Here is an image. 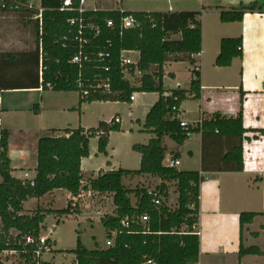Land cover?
Listing matches in <instances>:
<instances>
[{
	"label": "trees",
	"instance_id": "trees-1",
	"mask_svg": "<svg viewBox=\"0 0 264 264\" xmlns=\"http://www.w3.org/2000/svg\"><path fill=\"white\" fill-rule=\"evenodd\" d=\"M63 1L41 0L43 26L40 27L39 20L33 19L39 15V9L28 8L29 0H17L20 7L14 12L34 22V48L23 52H0V94L41 87L43 91L57 93L77 92L80 110L87 103H130L135 93H156L160 98L149 112L144 126L153 138L146 145L133 146V151L141 155L139 170L102 172L97 178L88 179L85 185L81 166L82 160L89 157L90 140L98 138V152L105 154L110 134L121 131L116 118L87 131L83 128L50 130L48 135L39 139L38 166L33 181L12 176L10 132L1 130L0 264H48L37 258L47 215L78 214L79 204L72 199L62 211L38 208L25 215L24 203L56 190H65L73 198L88 190L114 195L117 215L101 219L107 239L113 232L117 233L114 245L89 250L78 240L77 248L69 252L76 256V264H145L148 260L156 264H199L200 186L209 173L243 172V142L248 132L243 126L242 109L236 118L214 114L195 127H182L176 118L180 115L182 103L191 96L195 100L201 97L199 70L191 71L198 79L193 78L190 91L176 89L165 96L164 67L168 62H188L192 68L196 67L193 56L202 52V13L125 12L121 15L117 11L97 10L80 14V0H72V11L62 12ZM247 13L263 14V5L255 2L222 10L220 20L222 23L241 22ZM122 16L133 17L136 26L122 29ZM72 20L76 21L74 25L70 24ZM108 21H113V28L107 27ZM242 49V38L223 39L216 67H230L234 59L243 56ZM122 51L140 54L138 64L128 67L130 75L136 71L142 75L138 87L126 78L121 65ZM80 53L82 63L73 64V59ZM153 68L154 72H151ZM243 101L244 95L241 104ZM33 112L38 114V105L34 106ZM194 134L202 136L201 170L182 172L176 167L165 166L167 149L164 138L169 137L178 146H183ZM178 157V154L173 155L175 160ZM145 175L161 180L156 187V192L164 199L160 206L153 204V197L148 195L149 188L131 190L123 185L124 178ZM171 184L176 185L178 193V208L174 211L166 204ZM132 195L137 198L136 206L132 205ZM143 215L150 216L147 233L140 223L129 228L122 225L125 218L132 220ZM257 215L247 212L240 215L241 233ZM28 239L33 242L28 243ZM247 255L263 253L258 247L246 248L241 241L239 257ZM16 256L18 263L9 260V257Z\"/></svg>",
	"mask_w": 264,
	"mask_h": 264
},
{
	"label": "crops",
	"instance_id": "crops-1",
	"mask_svg": "<svg viewBox=\"0 0 264 264\" xmlns=\"http://www.w3.org/2000/svg\"><path fill=\"white\" fill-rule=\"evenodd\" d=\"M29 2L33 5L31 0ZM255 2L263 5L264 8V0H121L120 8L118 7L129 13L201 12L202 52L194 57L200 73L201 97L199 100H195L191 96L182 103L180 107L181 119L184 123L195 127L201 120L211 118L214 114L236 118L241 109L243 111V126L248 131L243 142V172L209 173L200 186L197 224L200 239L199 264H264V133H256V131H264V13H247L243 20L237 23H222L220 20L222 10L237 8L241 5L249 6ZM86 6L92 7L87 11L96 9L95 2L92 1H88ZM226 38H242L243 56L234 59L230 67L219 68L216 67L215 63L221 52V42ZM0 52L23 51L0 50ZM133 56H136V59H133ZM128 57L138 64L140 54L131 51ZM181 65H186L183 71L185 69L189 71V76L185 80L180 77L179 67ZM192 69L188 62H168L164 67V87L167 91L165 96H169L171 90L190 91L191 82L194 78L191 73ZM151 72H154V68ZM125 75L127 79L128 76L136 75L138 79L142 76L137 71L134 75H130L129 72ZM169 79H172L175 84L173 89L167 86ZM128 80L133 86H139V81L132 82L130 79ZM23 92L10 91L0 94V131L8 130L10 132L9 157L13 170L12 176L20 180H34L38 166L39 139L48 135L50 130L76 129L53 127L58 119L57 115L68 116L70 115V109L48 108L49 102L45 97H41V101L38 103V114L32 111L33 108L23 109L9 103L5 105L6 95H34L45 91L33 89ZM242 95H244L243 104H241ZM134 96V101L130 103L94 102L92 104H114L116 106L130 104L128 117L131 118L132 125L136 126L137 124L139 126L138 131H140V134L138 136L141 137L140 141L143 142L138 144L146 145L153 138V135L144 127L146 118L158 102L160 95L156 93H135ZM88 105V103L84 104L80 109L81 126L79 128L87 131L97 128L101 122L109 123L114 118H118L121 131L110 134L105 154L94 153L95 149L92 147V141L97 140L98 151V138L90 140L89 157L82 160L81 166L85 180L97 178L102 172L108 173L120 169L129 170L123 168L122 162L118 158V149L110 148L112 138L115 135L126 134L125 118L120 114L112 115L109 117L110 119H103L105 117L97 115V127L90 128V125L86 123L84 112ZM48 113H50V116ZM137 113L141 114L140 117ZM10 115L12 118H7ZM134 122L136 124H133ZM130 130L131 134L134 135V129ZM15 132L20 136L18 145L13 142ZM28 136L32 137V144L28 143ZM164 146L167 149L165 166H170L171 162L178 161L179 165L176 168L179 171L201 170L202 136L200 134L192 135L183 146H178L172 139L165 137ZM174 154H178V159L173 158ZM88 166H92L89 171L86 170ZM137 179V184L146 185L143 188H148V182L156 186L161 184L160 179L148 175L135 178L128 177L124 178L123 181L129 180L132 182ZM123 185L129 188L124 183ZM138 187L141 186L138 185ZM57 191L24 203L23 214L30 215L39 207L42 210L56 211L52 205L55 204ZM67 195L69 203L73 197L69 192H67ZM254 195H259L261 199L258 206L252 204L251 200ZM29 204L32 205V208L27 209ZM136 204L132 205L136 206ZM244 212L258 215L251 224L245 225L241 233L240 215ZM51 215L57 217L55 214ZM48 216L50 215H47L43 224L45 227H47ZM56 221L59 223L62 220L56 219ZM48 239L51 241L50 238ZM241 241L246 248L258 247L263 255H247L240 258ZM50 245L52 250V241ZM45 256L42 261L52 264L44 260ZM73 264H76V256Z\"/></svg>",
	"mask_w": 264,
	"mask_h": 264
},
{
	"label": "rangeland",
	"instance_id": "rangeland-1",
	"mask_svg": "<svg viewBox=\"0 0 264 264\" xmlns=\"http://www.w3.org/2000/svg\"><path fill=\"white\" fill-rule=\"evenodd\" d=\"M96 9L109 10L120 8V3L115 4L111 0H94ZM31 3L36 7H40V0H31ZM87 9L92 8L91 6H86ZM7 15V16H6ZM6 16V17H5ZM4 19H3V18ZM32 19L25 18V15L9 12L3 13L0 12V50H9V51H28L34 48L35 42V31H34V22ZM9 44V45H8ZM133 59H136V56H133ZM186 65H181L180 68V77L182 80H185L189 76V71L183 69ZM141 78V77H140ZM132 82L139 81L136 75L130 77ZM168 88H174L175 84L172 79L167 81ZM23 92V91H19ZM25 93V92H23ZM41 97L49 102L48 108L51 109H70V115H57L58 119L55 122L54 128H68L78 129L80 124V110H79V94L77 92H61L57 93L54 91H45L42 93L27 95V94H16V95H6L5 96V105L8 103L23 109L34 108L35 105L41 101ZM150 99V97H149ZM34 101V102H32ZM130 104L127 105H114V104H89L84 110L86 115V123L90 125V128L97 127L98 121L97 115H102L103 119H110L109 117L116 116L118 114L122 115L125 118V129L126 134H118L112 138L110 148L118 149V158L122 162L123 168L129 170H139L140 169V154L132 150L134 144L143 143L140 141L141 137L138 136L140 128L132 125L131 118L128 117ZM33 111V110H32ZM82 111V110H81ZM50 116V113H48ZM140 117L139 113H137ZM11 119L10 117H7ZM102 119V120H103ZM8 120V119H7ZM13 120V119H12ZM101 120V121H102ZM100 121V120H99ZM97 123V124H96ZM131 124V125H130ZM134 129V135H132L131 130ZM143 129V128H142ZM131 134V135H129ZM20 136L18 133H14L13 142L14 144H19ZM28 143L32 144V137H27ZM145 143V142H144ZM92 147L95 149V154L97 151V140L92 141ZM92 166L86 167V170L89 171ZM88 180V179H87ZM85 180V185L87 184ZM138 179L134 181H123L125 185L129 188L135 189L136 187H146L145 184H137ZM148 188L154 189L157 186L153 185L151 182L147 183ZM68 195L64 190H58L56 193L54 209L56 211H62L68 206ZM259 195H254L252 198V204L257 206L260 204ZM132 204H136L135 196L131 197ZM168 208L172 211L178 208V193L176 190V185H170L169 199L166 201ZM51 206V205H50ZM32 208V205L29 204L27 209ZM41 209V207H39ZM36 211V210H35ZM116 216L117 211L113 203V197L108 195L106 199L101 196H94L91 200H88L85 197L79 203V213L75 215H63L60 217H54V215L48 216L47 227L42 230L41 237H47L52 241V252L44 251L42 258L45 256V261H49L52 264H73L75 255L69 253L77 248L78 240L81 241L83 246L89 250L96 249H105L107 247V236L106 231L102 225L101 219L106 216ZM57 220H62L58 223ZM51 241L50 244H51ZM263 243V242H262ZM51 249V245H50ZM11 256V255H9ZM15 258V259H14ZM9 257L10 261H19L18 256ZM10 264V263H9Z\"/></svg>",
	"mask_w": 264,
	"mask_h": 264
},
{
	"label": "built area",
	"instance_id": "built-area-1",
	"mask_svg": "<svg viewBox=\"0 0 264 264\" xmlns=\"http://www.w3.org/2000/svg\"><path fill=\"white\" fill-rule=\"evenodd\" d=\"M88 1H92L94 2V0H80V7L78 9V12L80 14H83L85 11H87V8H86V5H87V2ZM114 2V6L115 4H119L121 2V0H111ZM19 4L17 3V0H0V11H6V12H14L16 10L19 9ZM28 8L32 9L34 8L33 5L30 4V2H28V5H27ZM73 10V2L72 0H64L63 1V7L61 9L62 12L64 11H72ZM111 11H117L119 12L121 15H123L125 12L119 8H116V6L113 8V9H109ZM94 11H97V9H94ZM42 13H43V9L39 8V15L38 16H35L33 19L34 20H39V25L40 27L43 26V19H42ZM82 21H80L81 23ZM76 23L75 20H72L70 21V24L71 25H74ZM136 26V23H135V20L133 17H124L122 16L121 18V28L122 29H132ZM107 27L108 28H113L114 27V23L113 21H108L107 22ZM81 34V32H80ZM99 34V31H97V35ZM131 51H122L121 52V65L122 67L124 68V73L125 74H128L129 70H128V67L129 66H136L137 64L128 57L129 53ZM195 56H193L194 58ZM86 60V59H85ZM83 61V56L82 54L80 53L78 56H76L72 63L73 64H81ZM194 70H198V67H194L193 68ZM197 76H194V80H197ZM42 82V81H41ZM105 89L106 90H109V86L108 85H105ZM40 91H43V88L41 87L39 89ZM135 99V96L133 95L131 97V102H133ZM177 120L182 124V127L184 129H187L188 124L184 123L181 119V115H178L177 117ZM119 119L116 118L115 119V122L116 123H119ZM111 122V121H110ZM201 122V121H200ZM179 165V162L178 161H175V162H171L170 166L172 167H177ZM26 178H27V175H26ZM29 181H33V180H29ZM113 197L114 195L111 194ZM148 195L149 196H152L153 197V204L155 206H160L162 204V202L164 201L163 197L156 192V188L154 189H150L148 190ZM94 196H101L102 198L106 199L107 198V194H99V193H96V192H93L92 190H88V191H82L81 194L76 197V198H73V201L75 202V204H79L85 197L88 198V200H91ZM114 216V215H113ZM135 223H140L142 226L145 227V229H147L146 233L149 232V228L147 226H149L150 224V216L148 215H143L142 217L138 218V219H132L130 220L129 218H125L123 219L122 221V225L126 228H129L132 224H135ZM117 236V233L116 232H113L112 233V237L110 239H108L107 241V247H112L114 245V240ZM47 240L48 238L47 237H41L40 236V245H41V249L39 252H37V258L39 260H42V255L44 254V251H46L47 253L48 252H51V249H50V246L47 245ZM33 241L31 239H28V243H32ZM145 264H156L155 262H153L152 260H148Z\"/></svg>",
	"mask_w": 264,
	"mask_h": 264
}]
</instances>
